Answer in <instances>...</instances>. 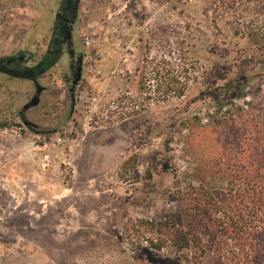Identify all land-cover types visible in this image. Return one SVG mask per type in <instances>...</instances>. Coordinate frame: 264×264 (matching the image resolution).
Returning <instances> with one entry per match:
<instances>
[{
    "label": "rangeland",
    "instance_id": "1",
    "mask_svg": "<svg viewBox=\"0 0 264 264\" xmlns=\"http://www.w3.org/2000/svg\"><path fill=\"white\" fill-rule=\"evenodd\" d=\"M14 4L0 0V56L41 52L53 16L13 19ZM73 40L72 92L0 74V264H186L125 226L178 209L200 177L224 185L238 142L264 143V0H80ZM158 62L181 77H154Z\"/></svg>",
    "mask_w": 264,
    "mask_h": 264
},
{
    "label": "trees",
    "instance_id": "2",
    "mask_svg": "<svg viewBox=\"0 0 264 264\" xmlns=\"http://www.w3.org/2000/svg\"><path fill=\"white\" fill-rule=\"evenodd\" d=\"M78 1L71 0V3L77 5ZM75 19L71 17L70 23ZM65 24V20L57 19L53 38L61 35L58 31ZM57 57L58 53L46 55L42 69L28 68L23 72L25 77L12 78L35 79L26 77L27 73L33 71L36 75L47 70ZM154 69V77H181L175 70L161 75L160 62ZM169 89H165L166 93ZM231 89L228 81L208 93L217 109L226 103L220 96L229 95ZM173 93L181 97L184 89ZM136 114L138 109H132L123 113L120 120ZM238 147L241 148L239 155L226 161L224 185L212 186L200 177L197 185L189 184L177 196L178 209L158 220L128 219L126 231L144 240L152 249L179 256L186 264H264V143L241 146L240 140Z\"/></svg>",
    "mask_w": 264,
    "mask_h": 264
},
{
    "label": "flooded vegetation",
    "instance_id": "3",
    "mask_svg": "<svg viewBox=\"0 0 264 264\" xmlns=\"http://www.w3.org/2000/svg\"><path fill=\"white\" fill-rule=\"evenodd\" d=\"M6 2L13 3L14 0H5ZM55 1H58V4L55 5ZM48 6H45V0H20V4L11 5L10 9H4V12L7 16H12L13 19L16 18L12 12L14 9L18 7L27 8L29 10V17L32 13H34L36 20L49 16L50 14L53 16V20L49 29V35L47 39V43L42 49L41 52H25L22 49L16 50L14 53L9 55L0 56V74L6 75L7 77H25L23 72L26 71L28 68L38 67V69H42L44 62L43 58L48 56H55L58 53V57L56 61H54L45 71H41L39 74H34L33 71L27 73L26 77H37L30 81L35 83L39 77H66L65 81L67 85H69L68 90L69 92L73 91L76 87V84L72 88V79L75 77L77 66L80 65V77L82 73V54L77 52L74 48L75 43L73 40V25L74 22L70 23L71 17H77L79 12V3L72 4L71 0H46ZM50 5H52L50 7ZM34 18V17H32ZM57 19L65 20L66 24L65 27L58 31L61 32L60 36L54 37L53 34L56 33L57 30L55 29V23ZM35 22V19H34ZM37 22V21H36ZM70 24V27H69ZM69 27V29H68ZM29 26L18 30L21 34L27 32ZM59 34V33H58ZM67 57V64L66 69L57 74L54 67L59 63L62 56ZM81 58L78 62V57ZM71 89V90H70ZM27 122V121H26ZM28 125H32L27 122Z\"/></svg>",
    "mask_w": 264,
    "mask_h": 264
},
{
    "label": "water",
    "instance_id": "4",
    "mask_svg": "<svg viewBox=\"0 0 264 264\" xmlns=\"http://www.w3.org/2000/svg\"><path fill=\"white\" fill-rule=\"evenodd\" d=\"M80 58H81V55H80V57H78V62H79ZM80 69H81L80 65H78L77 69H76L75 77H73V79H72V88L79 82V80L81 78L80 77ZM41 88L42 87H37L36 94L33 95L31 100L23 106V109H27L30 106H34L39 102L38 94L41 92Z\"/></svg>",
    "mask_w": 264,
    "mask_h": 264
},
{
    "label": "crops",
    "instance_id": "5",
    "mask_svg": "<svg viewBox=\"0 0 264 264\" xmlns=\"http://www.w3.org/2000/svg\"><path fill=\"white\" fill-rule=\"evenodd\" d=\"M12 12H14L13 15L16 17V19H27L29 14H30L29 10H27V8H22V7H18L17 9H14ZM11 16H12V14H11ZM30 16L35 18L34 13H32ZM24 27H25V25L20 24L18 29L21 30Z\"/></svg>",
    "mask_w": 264,
    "mask_h": 264
}]
</instances>
